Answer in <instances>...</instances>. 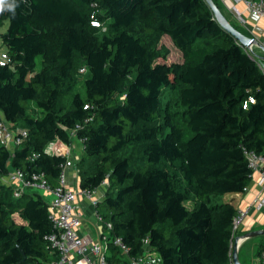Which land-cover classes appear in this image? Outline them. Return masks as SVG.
<instances>
[{
    "label": "trees",
    "instance_id": "trees-1",
    "mask_svg": "<svg viewBox=\"0 0 264 264\" xmlns=\"http://www.w3.org/2000/svg\"><path fill=\"white\" fill-rule=\"evenodd\" d=\"M15 3L0 13V116L27 135L12 149L0 143V264L57 258L47 200L17 197L2 178L21 170L55 187L66 156L44 148L74 139L79 188L106 183L96 213L128 257L147 240L153 264H233L237 209L226 195L252 180L244 149L264 155V74L246 48L205 0ZM164 38L179 60L167 61ZM109 254L121 258L114 246Z\"/></svg>",
    "mask_w": 264,
    "mask_h": 264
},
{
    "label": "built area",
    "instance_id": "built-area-1",
    "mask_svg": "<svg viewBox=\"0 0 264 264\" xmlns=\"http://www.w3.org/2000/svg\"><path fill=\"white\" fill-rule=\"evenodd\" d=\"M236 3H242L248 13L257 18L264 19V0H233ZM237 18L243 23V17L237 13ZM254 45H250L246 50L252 56L259 69L264 74V60L254 54ZM9 61L6 52L0 53V65H4ZM84 68L81 69V72ZM252 98L249 102H253ZM247 107V101L243 104ZM78 127V125H77ZM76 129L72 130V136L75 137ZM27 135L25 129L11 128L8 122L0 116V139L8 148L19 145L23 137ZM66 143L55 140L46 145L44 153L48 155H64L66 161L62 165L59 175L58 184L55 187H49L43 174L33 173L30 178H26L21 170H12L6 176L7 184L14 188V195L19 197L23 191L40 190L46 192L48 198V216L53 223L54 231L46 236L50 247L56 252L57 258L49 264H153V258L150 253L153 252L144 240V252L137 257H128V248L123 244L119 236H112L110 230L112 225L110 222H103L97 213L96 219L102 225L100 238L93 240L89 235L80 232L81 214L77 206V194L66 186L65 169L73 165L70 157V147ZM247 157L248 165L252 171V178L257 177V183L260 187L259 195L255 198V205L258 208L264 207V155L255 151L244 149ZM36 157L34 153L32 155ZM103 183L102 185H105ZM247 187L244 189V191ZM94 192V191H93ZM93 192L83 191L86 197L91 198V204L96 207L98 199L93 198ZM247 210H240L233 219V231L239 227L242 218ZM114 246L118 249L121 258L115 262L111 261L109 256V248ZM233 247V242H232ZM257 260L260 264H264V248L257 254Z\"/></svg>",
    "mask_w": 264,
    "mask_h": 264
},
{
    "label": "crops",
    "instance_id": "crops-1",
    "mask_svg": "<svg viewBox=\"0 0 264 264\" xmlns=\"http://www.w3.org/2000/svg\"><path fill=\"white\" fill-rule=\"evenodd\" d=\"M220 5V10L222 13L228 17L232 22L238 24L243 30L250 33V37H254L260 44L264 46V19L252 16L246 10L242 3H236L233 0H217ZM237 13L240 14L244 22L242 23L237 18ZM254 51L259 57L264 56L263 50L258 46H253ZM0 143H3L0 139ZM81 144L77 139H74L70 145V157L74 165L69 166L65 169L66 173V186L67 188L73 190L77 194V206L78 211L81 214V227L80 232L84 235H89L93 240H98L100 238V232L102 225L96 219V207L91 204V198L86 197L83 191L79 188V179L77 175V170L75 163L79 159V150ZM2 180L7 183L6 177ZM106 188L101 185L92 194L93 198L99 200L102 199ZM38 192L43 196L46 192L38 190ZM260 187L257 183V177L254 176L248 185L247 189L241 193L227 194L228 199H232L233 205L236 207L237 212L240 210H247L246 214L241 220V223L237 230L235 231V237L233 242L237 245V256L242 264H249L248 256L246 254L247 245L252 242V240H257V235L245 236L249 231L263 229L264 228V207H256L254 201L259 195ZM48 200V199H47ZM264 241V240H263ZM263 241L259 242L257 248L262 246ZM253 241V244H256ZM257 248L255 253L257 254ZM255 263H258L255 257Z\"/></svg>",
    "mask_w": 264,
    "mask_h": 264
},
{
    "label": "water",
    "instance_id": "water-1",
    "mask_svg": "<svg viewBox=\"0 0 264 264\" xmlns=\"http://www.w3.org/2000/svg\"><path fill=\"white\" fill-rule=\"evenodd\" d=\"M208 6L210 7L214 19L216 22L230 35H232L243 47L248 48L250 45H258L264 52V46L260 44L254 37L247 36L237 30L226 18V16L222 13V11L217 7L213 0H205ZM264 60V56L262 57ZM258 234H264L263 229H257L253 231H249L245 234V236H254ZM232 261L233 264H242L237 256V245L236 242H233L232 247Z\"/></svg>",
    "mask_w": 264,
    "mask_h": 264
},
{
    "label": "rangeland",
    "instance_id": "rangeland-1",
    "mask_svg": "<svg viewBox=\"0 0 264 264\" xmlns=\"http://www.w3.org/2000/svg\"><path fill=\"white\" fill-rule=\"evenodd\" d=\"M7 23H5V25H3L2 27H0V33L3 32L6 29ZM163 44L166 45V47L169 50V54L167 57V61L171 62V61H177L180 59V53L171 45V43L169 42V40L167 38L163 39ZM5 50V48L2 46V42H1V38H0V53L3 52ZM39 68V66L37 65V69ZM80 86V85H79ZM167 88L163 90L162 93V97H161V102L165 103L166 100L168 99V92H167ZM10 149H12V146H10ZM80 154L79 157L81 156L82 153V148L80 147V149L78 148ZM105 188L107 187V185H103ZM44 199H48L46 195H43ZM96 210H104V208L102 206H99ZM258 237L256 238L257 240H252V242H250L247 245L246 248V254H247V258H248V262L249 264H257L254 262L255 257L257 258V254L255 253L256 248L259 244V242L264 240V234H258ZM253 241H256V244H253ZM152 257V256H151ZM259 263V262H258ZM260 264V263H259Z\"/></svg>",
    "mask_w": 264,
    "mask_h": 264
},
{
    "label": "clouds",
    "instance_id": "clouds-1",
    "mask_svg": "<svg viewBox=\"0 0 264 264\" xmlns=\"http://www.w3.org/2000/svg\"><path fill=\"white\" fill-rule=\"evenodd\" d=\"M16 6L15 0H12V2H9V0H0V13H2L5 8L14 12Z\"/></svg>",
    "mask_w": 264,
    "mask_h": 264
}]
</instances>
